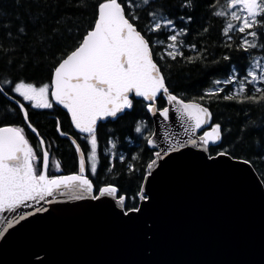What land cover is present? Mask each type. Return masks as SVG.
I'll return each instance as SVG.
<instances>
[{"label": "snow or ice", "instance_id": "snow-or-ice-1", "mask_svg": "<svg viewBox=\"0 0 264 264\" xmlns=\"http://www.w3.org/2000/svg\"><path fill=\"white\" fill-rule=\"evenodd\" d=\"M75 6L86 8L87 0H77ZM195 6V0H181L182 8L192 9ZM145 7L149 9L147 15L151 25L148 31L168 33L165 55L172 60L183 57L184 53L181 49L185 46V42L180 37L187 36L189 30L186 26L177 28V18L172 17L170 12L161 15L162 4H154L153 0H102L98 3L94 24L82 34V38L80 35L76 36L74 41L76 46L62 55L54 66L50 83L37 87L34 83L23 80L16 82L0 78V84L10 85L11 92L18 94L23 101L29 102L35 109H52V101H55L67 110L74 127L85 134L84 138L90 144L87 163L93 174L98 166V123L108 118L115 119L118 114L131 109L133 107L131 94L143 98L148 102L147 110L151 113L159 111V115L165 120L169 119L170 109L168 107L158 109V97L163 95L169 104L177 105L176 111L185 117L186 121L191 122L186 131L193 135L189 137L187 143L195 145L199 142L208 146L219 144L223 138L222 125L219 123L211 125L210 131H204L198 141L195 138V130L209 124L212 114L201 103L185 102L170 92L162 68L153 58L152 45H163L165 40H155L150 44L151 38H146V35L137 30L133 23L141 18V11ZM209 8L214 16L225 20L222 34L228 41L234 39L233 33H239L240 44L237 46L239 49L246 53L250 50L264 49V39H261L260 31L264 29V0H223L222 3L221 0H213ZM178 19L186 25L193 17L180 16ZM18 31L23 34L25 29L21 26ZM68 31L70 35L73 34L72 29ZM204 31L206 32L207 29ZM8 35L12 34L9 32ZM187 46L193 50L196 48L195 44ZM227 46L232 45L229 43ZM186 59L192 62L193 58L186 57ZM224 59L230 58L225 56ZM214 83L236 85L230 93L223 96L226 101L264 104V56L253 57L241 76H237L236 69L233 68L223 81L216 80ZM221 92H225V88L216 87L206 92L205 96L219 95ZM0 94H4L3 88H0ZM200 99L203 100L204 96ZM19 110L27 127L36 132L37 130L29 122L28 111L24 104H19ZM57 130L60 131L59 121ZM135 131L138 134L142 132L139 123ZM147 143L152 145L154 141L148 139ZM40 145L43 149L42 167L37 153L25 138L23 127H0V237L28 217L46 212L48 209L44 204L54 202L53 199L48 198L64 195L65 192L75 193L73 197L75 199H84L85 194L92 200L113 197L122 206L125 215L140 211L135 206L129 208L125 203L126 196L117 195L119 190L113 185L95 189L93 182L84 175L86 160L79 145H77V151L81 153L79 173L66 176L48 175L50 167L54 166L59 170L60 165L44 148L43 139ZM171 150L176 149L171 148ZM163 154L166 155L167 150ZM155 155L162 157L161 152H156ZM218 155L228 156L229 153L221 151ZM260 159L264 160V156ZM242 162L251 164L249 160ZM156 163V160H152L148 168L152 169ZM94 190L98 191V194H94ZM28 208L32 211H20Z\"/></svg>", "mask_w": 264, "mask_h": 264}, {"label": "water", "instance_id": "water-1", "mask_svg": "<svg viewBox=\"0 0 264 264\" xmlns=\"http://www.w3.org/2000/svg\"><path fill=\"white\" fill-rule=\"evenodd\" d=\"M4 95L18 107L24 104ZM160 96L165 105L158 109L168 107L169 119L147 110L153 122L148 139L154 141L147 145L154 150L151 161L157 163L152 169L147 165L138 194L140 211L125 215L113 197L92 200L85 194L75 199L69 192L50 197L54 202L44 204L46 212L28 217L0 237V264H264V183L258 172L242 158L211 154L209 148L216 144L187 143L193 135L186 131L191 122ZM211 125L195 130L197 141ZM29 130L40 144L38 131ZM57 132L83 152L74 136ZM80 155L77 151L79 167ZM79 167L66 175L78 174ZM84 175L90 179L86 170Z\"/></svg>", "mask_w": 264, "mask_h": 264}, {"label": "trees", "instance_id": "trees-1", "mask_svg": "<svg viewBox=\"0 0 264 264\" xmlns=\"http://www.w3.org/2000/svg\"><path fill=\"white\" fill-rule=\"evenodd\" d=\"M76 2L0 0V78L16 82L23 80L36 86L50 83L54 66L62 55L76 46V36L82 38V34L94 24L97 6L102 0H87L86 8L76 7ZM153 3L163 5L161 15L170 12L172 17L177 18V28L186 26L189 30L187 36L180 37L185 42L181 49L184 56L172 60L165 55L168 33L148 31L151 26L147 15L149 9L145 7L141 11V18L133 21L146 38H151L150 44L155 40H165V44H154L152 47L154 60L162 68L170 92L184 100H195L206 105L212 114L211 124L222 125L223 138L219 144L209 148L211 154L226 151L232 157L251 161L264 183V160L260 159L264 156V104L224 100L223 96L232 91L231 85L222 84L225 92L219 95L205 96L206 92L220 87L214 82L223 81L233 68L236 75L241 76L253 57L264 56V49L250 50L248 53L239 49V33H233L234 39L228 41L222 34L225 20L214 16L209 8L213 0H195L196 6L192 9L180 7L181 0H153ZM188 15L193 19L186 25L178 19ZM21 26L25 29L23 34L18 31ZM69 29L73 30L72 35ZM260 31L261 39H264V29ZM229 43L231 47L227 46ZM191 44L196 45L195 50L187 46ZM225 56L230 59L225 60ZM186 57H192V62ZM0 86L5 93L19 97L10 91V85ZM202 96L203 100L200 99ZM132 99L131 109L114 120L108 119L98 124L99 163L95 174H91L87 166V175L96 189L114 184L120 194L126 195L125 203L129 208L137 207L139 203L140 187L154 153L147 145L153 129L147 103L141 98ZM24 105L30 123L45 140L50 156L60 165L59 170L50 167L49 175L77 172L79 164L74 143L58 134L57 122L63 134H70L80 142L84 152L89 148L85 134L73 128L68 113L58 105H53L52 109H35L29 103ZM164 105V98L159 96L158 108ZM141 121L146 125V130L138 134L135 128ZM3 125L25 129V137L37 153L41 165L42 153L36 135L27 127L19 107L0 94V126ZM108 138L116 144L113 155L108 152Z\"/></svg>", "mask_w": 264, "mask_h": 264}, {"label": "rangeland", "instance_id": "rangeland-1", "mask_svg": "<svg viewBox=\"0 0 264 264\" xmlns=\"http://www.w3.org/2000/svg\"><path fill=\"white\" fill-rule=\"evenodd\" d=\"M233 23H235V21H233ZM257 57H261V56H257ZM40 86H42V85H40ZM221 86H222V84L220 85V87H221ZM257 86H261V85L257 84ZM37 87H39V86H37ZM235 87H236L235 84L231 85L232 90H233V88H235ZM30 105H31V104H30ZM139 125H140L141 128H142V132H141L140 134H143V133L145 132V130H146V125L144 124L143 121L139 122ZM115 147H116V144H115L114 142H112L111 145H110V150H111V151H109V154H110V155H113V153H115ZM89 154H90V151H89L88 155H89ZM88 155H87V156H88ZM97 159H98V156H97ZM98 163H99V159H98ZM97 167H98V166H97ZM88 170L90 171L89 166H88ZM90 173L93 174L91 171H90Z\"/></svg>", "mask_w": 264, "mask_h": 264}, {"label": "flooded vegetation", "instance_id": "flooded-vegetation-1", "mask_svg": "<svg viewBox=\"0 0 264 264\" xmlns=\"http://www.w3.org/2000/svg\"><path fill=\"white\" fill-rule=\"evenodd\" d=\"M109 137V136H108ZM108 140H109V138H108ZM89 145V151H90V144H88ZM86 153H87V151H85ZM97 152H98V149H97Z\"/></svg>", "mask_w": 264, "mask_h": 264}]
</instances>
